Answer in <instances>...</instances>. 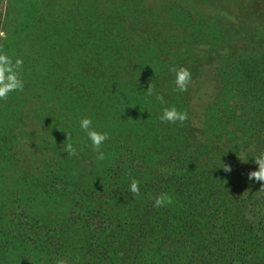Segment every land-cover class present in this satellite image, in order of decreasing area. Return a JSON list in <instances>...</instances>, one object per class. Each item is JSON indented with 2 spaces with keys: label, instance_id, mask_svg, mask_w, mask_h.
Instances as JSON below:
<instances>
[{
  "label": "rangeland",
  "instance_id": "obj_1",
  "mask_svg": "<svg viewBox=\"0 0 264 264\" xmlns=\"http://www.w3.org/2000/svg\"><path fill=\"white\" fill-rule=\"evenodd\" d=\"M248 1L0 0V31L7 36L0 46L23 58L25 80L23 92L0 100V227L20 208L48 216V209L65 206L62 216L49 219L67 222L65 232L52 222L61 232L39 234V242L17 238L15 244L26 242L29 250L8 248L10 264H20L22 255L34 258L37 249L43 250L40 264L61 257L69 264H126L149 227L146 239L154 240L141 264H264V189L247 179L258 169L254 157L264 152V0ZM220 58L228 65L221 76L215 69ZM172 67L190 70L192 97L170 86ZM149 83L165 106L188 112L183 126L160 122L162 105L146 95ZM121 84L126 91L118 96ZM84 117L110 134L101 149L104 161L95 159L79 127ZM65 133L79 157L67 174L73 182L78 171L93 195L101 189L125 192L106 210L88 208L96 212L88 218L66 213L75 207L62 196L37 210L35 190L23 180L35 183L38 173L51 170L52 162L61 165L62 158H70L65 169L72 166L76 156L63 151ZM24 161L34 169L24 173ZM130 173L141 181L138 197L128 191ZM161 192L173 194L172 205L183 213L148 207ZM129 207L141 209L145 224L139 233L126 228L136 243L125 251L129 239L121 246L116 241L122 260L106 263L96 255L106 219L116 220ZM5 260L0 257V264Z\"/></svg>",
  "mask_w": 264,
  "mask_h": 264
},
{
  "label": "trees",
  "instance_id": "obj_2",
  "mask_svg": "<svg viewBox=\"0 0 264 264\" xmlns=\"http://www.w3.org/2000/svg\"><path fill=\"white\" fill-rule=\"evenodd\" d=\"M246 1L249 2L248 0ZM254 28L257 29V26H254ZM99 52H101V49L99 50ZM223 61H225V59L220 58V60L216 62L215 69L217 70L218 73H220V76H221V72L223 71V69L228 68L227 67L228 65L224 64ZM231 70L232 72H237V68H235L234 66L231 68ZM120 79L125 80V76L121 75ZM162 81L163 80H161V82ZM64 86H67L69 89H71V86L67 85L65 82H64ZM122 86H123L122 84L116 86V90L119 92L118 96L125 94L126 88ZM170 86L175 88L174 84ZM183 93L189 97H192L193 95L192 92H189V89L187 92H183ZM212 99L213 98L211 96H208L206 99V102L204 103V108L206 107L205 109L207 112L213 110V100ZM117 103H118V100H117ZM87 110H88L87 106L84 105V111H87ZM82 115L84 116V113H82ZM204 116H205V113H204ZM158 127L161 128L162 126H153V129L157 130L159 129ZM146 129L148 128L146 127ZM68 159L70 160V158L60 159L62 162L61 165H59L58 162L50 163L49 166H51L52 169L48 170L46 173H43V174L38 173L37 175L38 179L35 183L32 182V180H27V177L23 179L26 184H29V186H31V188L35 190L34 200L36 202L37 210L40 211L44 208V206H46L49 203H52L56 196L58 197L62 196V198H65V200L69 199V204L71 203L75 207V210L73 212L71 213L66 212V213L72 214L75 217H78L79 215H81V218L83 217V215H86L85 217L88 218L96 214V212L87 210L88 208L98 204L97 206L99 209L102 208L106 210L109 203H111L113 200H115L119 196L125 195V192L119 189H116L115 191L113 190L105 191V189H101L95 195H93L94 190H91V189L88 190V187L85 186V188H83V186L81 185L80 183L81 180H79V178L81 179V177L79 176L78 171H75L76 173L75 177H78V179H74V182H73L72 177L67 176V174L72 170V167L74 165L79 164L78 162L79 157L77 155L76 158L72 159L73 160L72 166H67L65 169L66 161H69ZM83 161H84V157L81 158V162ZM24 164L26 165L25 166L26 170H22L24 173L26 171L30 172L34 169V168L28 167L29 161H24ZM39 167L41 168V172H44L43 164H39ZM130 176L133 177L134 173H130L129 177ZM129 177H127V180L129 179ZM97 185L102 186V184L100 183H98ZM152 192H154L155 195L158 194L159 191L157 190V186L154 187ZM145 193H147V191H145ZM170 195L172 196L173 194H170ZM78 198H82V199H78ZM146 204H148V207H151L153 205V203L151 202L146 203ZM15 208L18 209V206H16ZM70 209L71 208H69L68 210ZM165 209H167L166 211L168 212H173L171 215H174L175 211H178V212L180 211V213H183L182 210L180 209L176 210L175 205L166 207ZM63 210L65 211V206H61L59 210L48 209V216H46V214L43 213V211L41 214L33 215L31 214V212H30V215L25 214L23 209L20 208L19 211H17V214L16 213L14 214V218H15L14 220H11V219L6 220V222L3 224L5 228H3L2 225L0 227V241L2 242L0 244V257H1V260L2 259L8 260L7 262H4V264L12 263V260L9 259V257H13L14 255L12 253L17 252V250L21 249L22 254L27 252V250H29L28 244L31 243L32 237L35 236L37 242H39L41 240L40 239L41 236L43 237L46 235L49 236L50 234H53L55 231L61 232V230H58V229L56 230L54 226H51L52 222L62 227H65L64 225H66L67 222H64L63 219H60L58 221H51L49 219V215L62 216ZM140 211H141L140 208L129 207L128 209H122V213H119V214L114 213L115 214L114 219L116 220H113L111 218L106 219V224L103 228L104 230L103 233L104 232L106 233L104 236H102L103 237L102 240L107 239V242H105L106 244H104L105 245L104 246L103 243L101 242L102 240H100L98 244L100 253L98 252L96 254L97 256L101 255L102 258L106 260L105 261L106 263L108 261H113L114 263L115 261H117L116 259H118V261L122 260V256H119V246L124 245V244H122L121 241H123L124 238L129 239V242H127V244L129 243V245H128V248L125 249V251L131 249L130 248L131 245L136 243V239H133L127 236L128 233H126L125 229L126 228L134 229L136 233L137 232L139 233V231L141 230L140 228L145 224V221H146L145 219H147L146 216H139ZM30 227L31 229H29ZM76 229H81V228L77 226ZM65 231H67L66 227L64 228L63 232ZM147 231L151 233L152 228L149 227ZM144 233H147V236L138 237L139 240L141 241V245L140 243H138V245L136 246V249L133 251L134 254L126 257L128 258V261L126 264H141L142 263V258L144 254L146 255L147 250L149 248V244L152 243L149 241L154 240L153 238H151L150 240L146 239L149 233L148 232H144ZM39 234L41 235L40 238L38 236ZM17 238L26 240L28 244L26 242L22 244V246L20 245V242L19 244H15V241H17ZM116 241H118L119 246L117 244H114ZM112 244L115 245L116 248H112L111 246ZM8 248L13 250V252L9 253ZM122 251H124V249ZM35 253H36V256L31 259L29 258L30 256L28 255H22L20 264H40L42 260L41 258L43 255V250L37 249ZM3 254L7 255V257L4 258Z\"/></svg>",
  "mask_w": 264,
  "mask_h": 264
},
{
  "label": "clouds",
  "instance_id": "obj_3",
  "mask_svg": "<svg viewBox=\"0 0 264 264\" xmlns=\"http://www.w3.org/2000/svg\"><path fill=\"white\" fill-rule=\"evenodd\" d=\"M0 37L7 39L6 33L0 31ZM24 60L22 57L16 56L15 58L9 55L2 46H0V100L6 101L11 93L23 92L25 80L23 78ZM169 71L174 73V91L187 92L192 83V73L185 67H172ZM147 96L155 95V99L162 105L159 120L161 123L178 124L183 126L185 121L189 119V114L186 110H179L175 106H165L168 102L164 96L156 92L155 85L149 83L145 90ZM79 127L83 130L88 140L91 142L92 151L96 153L95 159L97 161H104L106 154L102 151V145L110 139V134L106 131H98L93 127V120L89 117H84L79 121ZM66 134L67 143L64 144L63 151L69 157L78 155L77 148L71 143V134ZM254 163L258 165V169L250 171L247 174V179L255 180L261 183V189H264V152L254 157ZM225 173H231L232 167L229 164L222 163ZM141 181L135 177H129L128 191L133 196L140 195ZM174 203L173 197L167 192H161L153 198V208L159 209L170 206ZM55 264H69L66 257L57 258Z\"/></svg>",
  "mask_w": 264,
  "mask_h": 264
}]
</instances>
